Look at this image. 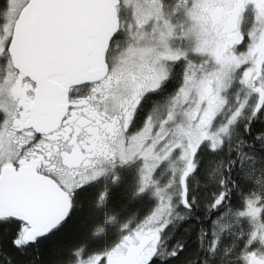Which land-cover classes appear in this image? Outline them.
I'll list each match as a JSON object with an SVG mask.
<instances>
[{
  "label": "snow or ice",
  "instance_id": "6c2138e0",
  "mask_svg": "<svg viewBox=\"0 0 264 264\" xmlns=\"http://www.w3.org/2000/svg\"><path fill=\"white\" fill-rule=\"evenodd\" d=\"M0 264H264V0H0Z\"/></svg>",
  "mask_w": 264,
  "mask_h": 264
}]
</instances>
